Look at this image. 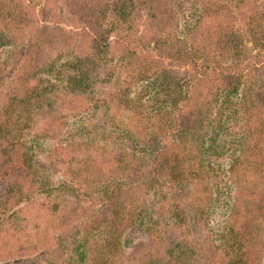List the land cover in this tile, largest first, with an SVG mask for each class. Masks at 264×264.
I'll use <instances>...</instances> for the list:
<instances>
[{
	"label": "trees",
	"instance_id": "trees-1",
	"mask_svg": "<svg viewBox=\"0 0 264 264\" xmlns=\"http://www.w3.org/2000/svg\"><path fill=\"white\" fill-rule=\"evenodd\" d=\"M0 187V264H264V0H0Z\"/></svg>",
	"mask_w": 264,
	"mask_h": 264
},
{
	"label": "rangeland",
	"instance_id": "rangeland-1",
	"mask_svg": "<svg viewBox=\"0 0 264 264\" xmlns=\"http://www.w3.org/2000/svg\"><path fill=\"white\" fill-rule=\"evenodd\" d=\"M186 148H187V146L189 147L190 145H189V143H186ZM183 148V147H182ZM184 154H186V151H183V155ZM0 191H1V187H0ZM183 194L185 195V194H188L186 197L188 198V200L191 202L193 199H197L199 196H198V194H197V190L195 189V187L192 189V193H191V195L189 194V190L188 189H185V191L183 192ZM116 258H118V256L116 257ZM119 259H115V260H113V261H118ZM113 261H110V262H113ZM101 264H103V263H101ZM104 264H107L106 262H104ZM110 264V263H109Z\"/></svg>",
	"mask_w": 264,
	"mask_h": 264
}]
</instances>
